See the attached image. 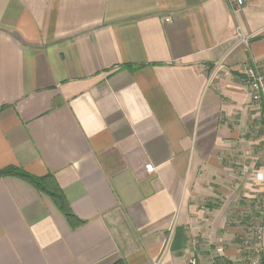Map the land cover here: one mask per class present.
I'll use <instances>...</instances> for the list:
<instances>
[{"label": "crops", "instance_id": "crops-1", "mask_svg": "<svg viewBox=\"0 0 264 264\" xmlns=\"http://www.w3.org/2000/svg\"><path fill=\"white\" fill-rule=\"evenodd\" d=\"M244 64L264 72V0H0V172L70 214L0 177V264L242 260L232 219L264 194Z\"/></svg>", "mask_w": 264, "mask_h": 264}, {"label": "built area", "instance_id": "built-area-1", "mask_svg": "<svg viewBox=\"0 0 264 264\" xmlns=\"http://www.w3.org/2000/svg\"><path fill=\"white\" fill-rule=\"evenodd\" d=\"M226 2L233 13L241 12L246 6V0H226ZM249 40L250 37H242V42L245 44H248ZM242 70L251 99L260 106L264 121V72L255 64H244ZM152 168V166L147 167L149 171H152ZM256 178L258 181L264 182L262 174H256ZM232 221L236 225L247 228L244 245L251 251H254L255 255L258 257V262L256 261L253 264H264V219L258 223H250V225H245L243 219H232ZM218 251L220 253L223 252L221 248H219ZM187 263L199 264L195 258H189ZM154 264H161V258Z\"/></svg>", "mask_w": 264, "mask_h": 264}, {"label": "rangeland", "instance_id": "rangeland-1", "mask_svg": "<svg viewBox=\"0 0 264 264\" xmlns=\"http://www.w3.org/2000/svg\"><path fill=\"white\" fill-rule=\"evenodd\" d=\"M241 126L245 127V128H249L251 126V123H249L248 118L246 117V114L243 115L242 120H241ZM257 123V122H256ZM262 133L264 134V128H262ZM253 137V139L257 138L258 135V131H257V127H251V133H250ZM258 139H256L257 141ZM257 146L258 148L261 147L262 151H264V142L263 145L260 144V141L257 142ZM259 163L260 164H264V158L259 159ZM249 205V203H247V206ZM252 207L249 208H243V211L240 215L238 216H234L233 218L235 220H240L243 219L245 225H250V223H258L261 220L264 219V194H259L257 199H255V202L253 204H251ZM244 228V227H243ZM242 228V235L245 236V234L247 233V228ZM242 253H241V258L242 260L240 261H236L234 263L236 264H253L254 262H258V257L255 255L254 251H251L249 248L245 247V245H243V247L241 248Z\"/></svg>", "mask_w": 264, "mask_h": 264}, {"label": "trees", "instance_id": "trees-1", "mask_svg": "<svg viewBox=\"0 0 264 264\" xmlns=\"http://www.w3.org/2000/svg\"><path fill=\"white\" fill-rule=\"evenodd\" d=\"M7 176L19 177V178L27 181L28 183L32 184L38 190L49 194V196L55 201V203L64 212V214L66 216L70 215L68 213V211L66 210V208H64L65 207L64 199H63V196L61 195L60 190L53 191V190H50L48 188L49 180H50L49 177L37 178V177H34V176L26 173L25 171H23L21 169H16V168L15 169L14 168L8 169V170L0 172V177H7ZM218 264H236V263L229 261V260L220 259V260H218Z\"/></svg>", "mask_w": 264, "mask_h": 264}]
</instances>
